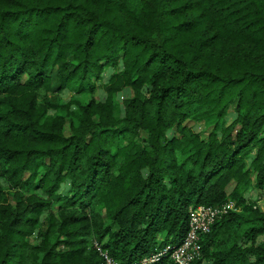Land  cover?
Segmentation results:
<instances>
[{
	"label": "trees",
	"instance_id": "trees-1",
	"mask_svg": "<svg viewBox=\"0 0 264 264\" xmlns=\"http://www.w3.org/2000/svg\"><path fill=\"white\" fill-rule=\"evenodd\" d=\"M105 68L104 100L47 94L93 92ZM252 188L264 0H0V264H175L159 253L189 210L227 199L191 264H264Z\"/></svg>",
	"mask_w": 264,
	"mask_h": 264
},
{
	"label": "built area",
	"instance_id": "built-area-1",
	"mask_svg": "<svg viewBox=\"0 0 264 264\" xmlns=\"http://www.w3.org/2000/svg\"><path fill=\"white\" fill-rule=\"evenodd\" d=\"M262 202L263 198L257 197L253 208L263 210L264 204L262 206ZM232 210H236L235 201L232 199H227V201L217 206L198 205L191 208L188 213V229L182 241L174 246H166L159 254H168L175 264H191L201 257V235L210 230L211 225L217 218ZM102 255L104 264H117L105 253ZM157 258L158 254H154L145 261H153Z\"/></svg>",
	"mask_w": 264,
	"mask_h": 264
},
{
	"label": "rangeland",
	"instance_id": "rangeland-1",
	"mask_svg": "<svg viewBox=\"0 0 264 264\" xmlns=\"http://www.w3.org/2000/svg\"><path fill=\"white\" fill-rule=\"evenodd\" d=\"M112 72H113V69L105 68V70L102 73V78L96 82V86H95V89L93 90V92H90V93L86 92V93L78 95V94L73 93L72 91L66 90L62 93H53L52 94L49 92L47 94L49 95L50 99H52V100L59 99V101H62L64 103L67 102L72 96L79 98L83 103L88 102L91 99H94L95 101L104 100L106 94H105V91L103 89V84L109 78V76ZM132 95H133V92L130 88H124L121 91L120 96L118 97L119 103H121L123 101V99L132 97ZM234 117H235V113L233 111V106H230L227 109V114L225 116V122L226 123L231 122ZM185 124L188 125L189 127H191V129H193L194 131L198 132L202 137H207L209 132L212 130V126H213L211 120L204 121V122L199 123V124H196L193 121L188 120V121H185ZM63 131H64L65 135H69L68 123H66L64 125ZM231 189H232V185H230L228 187V192ZM245 196L247 197V200L250 203L251 202L256 203L257 197H262L263 202L261 203V205L263 206V204H264V190L262 192H259L257 189L252 188L250 191H248L245 194ZM9 200L11 201L10 197H9ZM44 216H45V214H43L41 216V218H43Z\"/></svg>",
	"mask_w": 264,
	"mask_h": 264
}]
</instances>
